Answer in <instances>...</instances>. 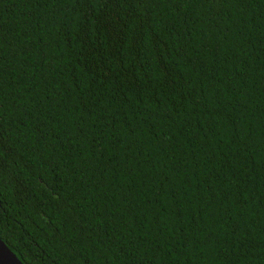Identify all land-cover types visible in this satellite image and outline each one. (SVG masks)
I'll return each instance as SVG.
<instances>
[{
	"label": "trees",
	"instance_id": "16d2710c",
	"mask_svg": "<svg viewBox=\"0 0 264 264\" xmlns=\"http://www.w3.org/2000/svg\"><path fill=\"white\" fill-rule=\"evenodd\" d=\"M0 239L264 264V0H0Z\"/></svg>",
	"mask_w": 264,
	"mask_h": 264
},
{
	"label": "water",
	"instance_id": "95a60500",
	"mask_svg": "<svg viewBox=\"0 0 264 264\" xmlns=\"http://www.w3.org/2000/svg\"><path fill=\"white\" fill-rule=\"evenodd\" d=\"M0 264H22L12 251L0 239Z\"/></svg>",
	"mask_w": 264,
	"mask_h": 264
}]
</instances>
